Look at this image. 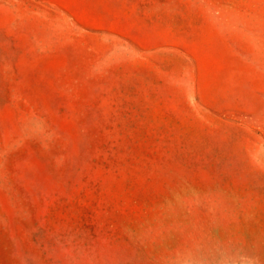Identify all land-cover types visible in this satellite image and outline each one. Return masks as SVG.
Returning <instances> with one entry per match:
<instances>
[{
  "label": "rangeland",
  "instance_id": "1",
  "mask_svg": "<svg viewBox=\"0 0 264 264\" xmlns=\"http://www.w3.org/2000/svg\"><path fill=\"white\" fill-rule=\"evenodd\" d=\"M0 264H264V0H0Z\"/></svg>",
  "mask_w": 264,
  "mask_h": 264
}]
</instances>
